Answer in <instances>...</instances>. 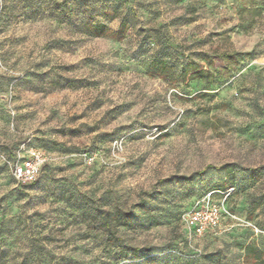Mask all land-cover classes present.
Returning <instances> with one entry per match:
<instances>
[{
	"label": "rangeland",
	"instance_id": "1",
	"mask_svg": "<svg viewBox=\"0 0 264 264\" xmlns=\"http://www.w3.org/2000/svg\"><path fill=\"white\" fill-rule=\"evenodd\" d=\"M123 22L121 41L88 28ZM190 62L211 76L179 82ZM29 147L49 161L23 185L11 164ZM223 187L236 218L190 238L186 210ZM247 245L264 251V0H0L11 264H247Z\"/></svg>",
	"mask_w": 264,
	"mask_h": 264
},
{
	"label": "built area",
	"instance_id": "2",
	"mask_svg": "<svg viewBox=\"0 0 264 264\" xmlns=\"http://www.w3.org/2000/svg\"><path fill=\"white\" fill-rule=\"evenodd\" d=\"M94 156L88 158V163L94 162ZM49 159L46 152L37 147H29L24 153L19 154L15 162H12V170L15 178L22 184L34 183L42 173L44 166ZM234 192L230 189L228 192H209L199 198L192 208L185 214L184 222L190 238H204L207 234H219L228 219H235L227 208V200ZM221 196L216 200V195Z\"/></svg>",
	"mask_w": 264,
	"mask_h": 264
},
{
	"label": "trees",
	"instance_id": "3",
	"mask_svg": "<svg viewBox=\"0 0 264 264\" xmlns=\"http://www.w3.org/2000/svg\"><path fill=\"white\" fill-rule=\"evenodd\" d=\"M88 28H89V31L94 36L102 37L105 35H109L110 37H113L117 41L123 40L125 38L126 33H127V24L125 22H123L120 25V28L117 31L110 30L109 28H107L105 26H100L99 28L89 26ZM238 55H239L238 53L223 54L222 57L226 60L231 61V60H234ZM236 59H237L236 63H239L241 61V59H239V58H236ZM149 72L151 75L159 77L163 80H175V76H176V72H175L174 68L172 66H169V65L162 63V62H154L150 66ZM210 76H211V73L206 68V66L204 64L196 63V62H190V63L183 66V68H182V70L178 76V80H179V82H181L185 85H188L191 81L198 80V79H201V80L208 79ZM16 160H17V157L15 158V161ZM45 167H46V165L44 166L41 175L39 176V178L34 183L23 184V185H34V184H36L40 180ZM230 189H234V192L229 196V198L227 200V208H228V202L236 191L235 187H223L220 189H211L207 193L213 192V191L225 193V192H228ZM207 193H205L201 197L205 196ZM201 197H199V198H201ZM199 198L194 199L193 203L188 207L185 214L192 208L194 203ZM228 210L230 211L229 208H228ZM230 213H231V211H230ZM211 235H214V234L209 233L205 237H209ZM132 250L134 252H140L141 251V249H136V248L132 249ZM6 255H7V253L5 252V250L0 249V264H2V263L3 264H11V260L6 259L7 258ZM245 258L247 260V264H264V251L254 247L253 245H247L245 247ZM140 264H157V263L151 259V260L146 261L145 263H140Z\"/></svg>",
	"mask_w": 264,
	"mask_h": 264
}]
</instances>
